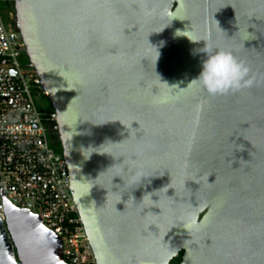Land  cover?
Instances as JSON below:
<instances>
[{"label":"water","instance_id":"1","mask_svg":"<svg viewBox=\"0 0 264 264\" xmlns=\"http://www.w3.org/2000/svg\"><path fill=\"white\" fill-rule=\"evenodd\" d=\"M98 264H264V0H14ZM206 44L250 87L195 81ZM166 100L167 102H161ZM0 264H68L4 196Z\"/></svg>","mask_w":264,"mask_h":264},{"label":"built area","instance_id":"2","mask_svg":"<svg viewBox=\"0 0 264 264\" xmlns=\"http://www.w3.org/2000/svg\"><path fill=\"white\" fill-rule=\"evenodd\" d=\"M0 0V217L4 196L29 209L63 241L68 264H98L71 190L63 153L50 144L57 114L44 115L36 96H48L21 32L8 23ZM28 60L23 61L24 58ZM49 123V127L47 126Z\"/></svg>","mask_w":264,"mask_h":264},{"label":"clouds","instance_id":"3","mask_svg":"<svg viewBox=\"0 0 264 264\" xmlns=\"http://www.w3.org/2000/svg\"><path fill=\"white\" fill-rule=\"evenodd\" d=\"M202 51L206 54L197 81L202 89L212 96L227 95L250 87V68L231 50L213 49L206 44ZM161 102H167L162 100Z\"/></svg>","mask_w":264,"mask_h":264},{"label":"trees","instance_id":"4","mask_svg":"<svg viewBox=\"0 0 264 264\" xmlns=\"http://www.w3.org/2000/svg\"><path fill=\"white\" fill-rule=\"evenodd\" d=\"M1 7L4 10V17L5 20L8 23H11L13 26H15L14 18L10 15L13 14L15 16V5L14 0H5L1 2ZM28 60V58H24L23 61ZM39 96V97H38ZM36 98L40 99V101L36 102L37 107L44 115H49L51 112H54V107L49 99V97L43 93H39ZM43 99V102H42ZM47 126L49 127V123H47ZM49 141L51 146L59 153H62V145L59 138L58 131H52L49 132ZM183 251H180L177 256H175L170 264H179L182 259Z\"/></svg>","mask_w":264,"mask_h":264},{"label":"rangeland","instance_id":"5","mask_svg":"<svg viewBox=\"0 0 264 264\" xmlns=\"http://www.w3.org/2000/svg\"><path fill=\"white\" fill-rule=\"evenodd\" d=\"M11 16L14 18V15H13V14H11L10 17H11ZM37 101L39 102L40 99L36 98V102H37ZM42 102H43V99H42ZM58 152H60V151H58Z\"/></svg>","mask_w":264,"mask_h":264},{"label":"flooded vegetation","instance_id":"6","mask_svg":"<svg viewBox=\"0 0 264 264\" xmlns=\"http://www.w3.org/2000/svg\"><path fill=\"white\" fill-rule=\"evenodd\" d=\"M38 95V94H37ZM39 97V96H38Z\"/></svg>","mask_w":264,"mask_h":264}]
</instances>
